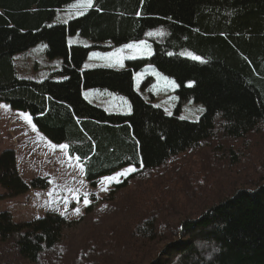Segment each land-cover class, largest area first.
Listing matches in <instances>:
<instances>
[{
    "label": "trees",
    "instance_id": "1",
    "mask_svg": "<svg viewBox=\"0 0 264 264\" xmlns=\"http://www.w3.org/2000/svg\"><path fill=\"white\" fill-rule=\"evenodd\" d=\"M76 1L0 0V103L29 117L52 144L68 145L66 157L80 165L89 188L135 167L106 201L90 197L85 208L92 212L97 200L107 208L108 199L135 191L128 204L135 216L110 231L90 227L71 253L64 237L72 222L65 216L14 223L0 212V264H264L263 178L217 201L218 182L206 186L202 161L186 165L211 140L264 135V0H92L81 16L51 23L56 10ZM71 37L91 45H69ZM138 41L151 45L149 58L126 61L122 70H81L103 44ZM40 43L60 67L40 81L18 77L15 56ZM147 65L176 84V110L187 101L204 107L197 121L167 115L134 91L133 74ZM88 89L124 96L130 113L93 106L82 96ZM0 188V198L12 199L45 191L49 182H24L14 152L3 151ZM204 192L216 198L207 208L198 204ZM190 202L198 204L196 216L168 221Z\"/></svg>",
    "mask_w": 264,
    "mask_h": 264
},
{
    "label": "rangeland",
    "instance_id": "2",
    "mask_svg": "<svg viewBox=\"0 0 264 264\" xmlns=\"http://www.w3.org/2000/svg\"><path fill=\"white\" fill-rule=\"evenodd\" d=\"M84 3L85 0H78L56 10L51 23H65L81 16L80 13L89 8L84 7ZM68 44L88 47L91 42L79 37H71L68 39ZM129 45L134 47L130 48ZM43 46V43L37 44L26 53L15 56L13 63L18 77L40 81L60 67L59 59L48 60L44 57ZM102 46L105 48L88 53L82 71L96 68L122 70L126 61L147 59L152 54V47L146 41L130 42L119 47H110L109 43ZM133 89L142 98L149 99L153 106L160 108L165 114L176 113V117L181 120L195 122L204 111L202 105L192 101L182 103L176 110L178 105L175 94L176 84L150 65L133 74ZM82 96L88 103L107 113L123 115L130 113L129 102L122 95L101 89H88L82 91ZM25 116L0 103V153L14 152L16 170L24 182L34 178H46L49 188L45 191H30L17 198H0V212L8 211L14 223L32 221L43 217L46 213L65 216L72 222L64 237L71 253L77 248L78 235L90 227L96 230L114 229L115 224L122 218L135 216L128 211V204L137 199L135 197L134 200L129 201L135 191L117 195L113 200L108 199L107 201L109 203L112 201L113 205L109 204L107 208L106 204H101L97 200L92 204L94 205L92 212L85 214L86 206L93 203L90 197L106 201V194L113 189L116 182L109 183L102 179L95 188H89L82 177L80 165L74 159L67 158L64 149L49 142L36 128L34 130L33 124L29 123ZM198 159L202 161L199 163L204 167L203 182L206 186L210 188L211 179L218 182L217 201H219L238 187L251 189L250 185L253 183L250 179L254 176L258 177L255 185L260 183L258 179L264 180V135L258 132L234 143L232 141L223 143L221 140L216 143L211 140L195 150L187 159L186 165L192 166ZM0 195H2L1 188ZM213 198L212 195L204 192L198 204L206 203L205 208H207L215 202L216 198ZM85 199L88 200L87 204L84 202ZM195 204L190 202L187 210L184 211L177 208L176 213L168 221L170 223L179 221L186 213L191 214V217L196 216L200 210L197 211L198 204Z\"/></svg>",
    "mask_w": 264,
    "mask_h": 264
},
{
    "label": "snow or ice",
    "instance_id": "3",
    "mask_svg": "<svg viewBox=\"0 0 264 264\" xmlns=\"http://www.w3.org/2000/svg\"><path fill=\"white\" fill-rule=\"evenodd\" d=\"M83 6H84V7H92V6H93V5H92V0H85V3H84ZM80 14L82 15L83 13H80ZM149 35H151V33H149ZM129 47L132 48V47H134V46H133V45H129ZM94 55H95V54H94ZM191 58H192L193 60H199V59H200V58L197 57V56H191ZM24 118H25L26 120H28L29 123H31V120H30L29 117L25 116ZM33 129L35 130V126H33ZM67 147H68V145H60V148H61V149H66ZM134 171H136L135 167H129V168L125 169L124 171H121V172L116 173V174L113 175V176H107V177H105V178H104V181H107V182H109V183H111V182L119 183V182H120V180H119L120 177H126L128 174H130V173H132V172H134ZM102 183H103V181H102ZM84 202H85V204H87V203H88V200L85 199ZM77 212H79V210H77Z\"/></svg>",
    "mask_w": 264,
    "mask_h": 264
},
{
    "label": "crops",
    "instance_id": "4",
    "mask_svg": "<svg viewBox=\"0 0 264 264\" xmlns=\"http://www.w3.org/2000/svg\"><path fill=\"white\" fill-rule=\"evenodd\" d=\"M29 51V50H28ZM43 51H44V46H43ZM26 53V52H25ZM44 55V54H43Z\"/></svg>",
    "mask_w": 264,
    "mask_h": 264
}]
</instances>
